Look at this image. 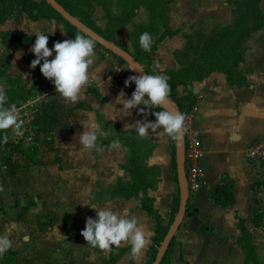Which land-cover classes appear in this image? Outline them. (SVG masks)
<instances>
[{
    "label": "crops",
    "instance_id": "crops-1",
    "mask_svg": "<svg viewBox=\"0 0 264 264\" xmlns=\"http://www.w3.org/2000/svg\"><path fill=\"white\" fill-rule=\"evenodd\" d=\"M82 10L87 9L83 6ZM113 11L118 13L116 9ZM92 17L101 27L105 25L100 8L94 9ZM138 17L136 14L132 22L117 35V39L127 47H130L128 34ZM53 21L57 24L55 32L52 30ZM0 30L12 31L17 36L33 37L27 48L5 49L0 43V63L4 64L0 86L5 88L7 77L15 78L20 75V92L36 83L44 91L39 93L33 90L32 93L41 95L43 101L56 96L64 105L63 121L57 128L58 134L53 141L54 149L48 152L55 154L58 161H52L51 157L45 159L46 155L42 154L40 159L45 164L34 167L40 168L41 174L34 175L33 180L38 182L39 193L44 200L62 202V207L69 198L74 205L73 215L69 218L64 210L54 213L59 221L49 227V237L41 235L44 240L49 238L48 245L42 244L40 240V243L36 241L29 249V252H34L32 255L25 257L18 249L17 257L24 256L23 258L32 260L33 264H145L147 250L154 235V219L141 208L140 197H117L91 202L97 185L108 188L119 177H124L121 169L124 160L122 148L112 149L110 144H97L96 149L84 151L74 137L78 138L79 133L90 122L98 123L97 114L114 126L134 130L125 126L134 124L137 120L155 122L156 118L152 113L158 111L155 108L149 110L145 105L132 109L130 115L120 111L123 106L115 103L116 97L123 91L124 98H130L135 89L130 85L125 87V81L117 74L116 59L112 53H103L96 47L94 50L97 58L90 69V73L93 69L96 70L95 78L85 86L76 103L65 102L56 93L55 86L46 87V84L53 82L42 75L40 65L35 69L31 68V61L36 58L31 51L36 39L34 35L37 32L49 35L48 47L51 49L55 42L70 39L62 23L54 19L31 20L25 13L13 11L0 24ZM259 31L257 32L260 33ZM181 46L180 38H164L151 53L153 63L163 70L166 60L170 63L169 52ZM247 46L244 56V66L249 69L246 85L229 86L221 72H212L202 81L193 83L197 101L190 113L195 132L202 144L200 164L203 172L202 183L196 193L189 197L185 174L182 172L179 176L177 169L174 171L172 168L170 137L162 128L148 130L147 136L151 138L153 149L146 163L161 169L155 188L148 191L153 197L154 207L164 219H168L184 190L195 211L194 215H185L175 231L169 251L170 264H245L244 254L236 243L239 235L236 217L247 219L258 213L264 218L263 172L257 163H251L246 158L247 146L255 139H264V37H251ZM54 57L55 52L49 59ZM133 75L135 74L130 76ZM89 87L95 89L99 96L88 92ZM178 91L182 92V87ZM140 109H144V112ZM175 143L177 146V140ZM229 180L235 184V201L232 206L221 208L211 198V191L216 185ZM104 206H110L114 212L125 216H135L144 227L149 243L138 256L131 255L130 244L113 246L111 251L99 253H95L93 247L87 245L81 235L86 220L89 217L97 218L93 207ZM30 210H37L31 211L32 215L38 212L36 206ZM174 216L176 218L177 213ZM250 230L257 247L255 232L263 233L262 227L250 225ZM119 249H124L119 257L113 263H107L110 256L119 253Z\"/></svg>",
    "mask_w": 264,
    "mask_h": 264
},
{
    "label": "trees",
    "instance_id": "trees-1",
    "mask_svg": "<svg viewBox=\"0 0 264 264\" xmlns=\"http://www.w3.org/2000/svg\"><path fill=\"white\" fill-rule=\"evenodd\" d=\"M65 11L78 19L89 29L99 34L105 40L117 45L129 53L135 61L141 66L145 74L163 75L168 78L167 83L170 86L169 104H171L178 113L185 117L191 112L196 104L193 83L202 81L212 72H221L225 75L226 83L231 87H241L247 84L248 68L243 67L244 56L247 50V42L259 30L264 29V11L261 7V0H234L232 2V20L223 27L216 28L206 32L204 28L196 29L189 34V38L182 49H175L178 62V68L166 69L160 71L155 67L151 53L157 48L158 43L164 38L172 37L177 33L169 25L171 6L176 0H55ZM83 6L87 10L83 11ZM98 7L102 11V18L105 19V25L101 27L92 17L94 9ZM117 10L115 13L113 10ZM147 12L145 21L133 26L129 32L130 47L122 44L117 35L128 24L132 22L134 16L141 10ZM25 13L31 20L54 19L62 23L67 36L74 39L75 35H84L76 26L65 20L47 0H0V24L3 23L6 16L13 12ZM83 11V12H81ZM144 32L152 36L151 51H144L140 47L139 38ZM33 41L29 35L17 36L12 31L0 30V43L5 49H17L19 47L27 48ZM109 51V50H108ZM110 52V51H109ZM120 68L128 65V62L121 56L112 53ZM124 70V69H123ZM125 81L133 73L131 69L123 71ZM2 71L0 69V76ZM5 94L7 100L4 107H8L14 101L27 100L32 91L41 93V88L35 83L24 91L20 92L22 78L20 75L15 78L5 79ZM135 89V84H129ZM182 87V92L178 88ZM88 92L99 94L88 88ZM147 98V97H146ZM82 105H79V107ZM10 107V106H9ZM157 111L164 108H155ZM64 116V105L57 97H51L47 101H41L38 109L33 114L32 125L36 131L48 140H51V134L61 125ZM97 122L101 129L107 130L106 137H99L97 144L108 145L119 140L120 147L124 152V160L121 169L124 171V177H119L115 184L108 188L97 185V190L93 194L91 202H100L112 198H131L140 197L141 208L154 219V235L151 245L147 250L145 264H152L158 249L175 220V214L178 212L179 200H177L174 210L168 219H164L154 207V200L148 193L150 189L155 188L161 175V169L157 166H149L146 163L147 157L151 154L153 143L149 136L140 137L133 129H122L114 126L111 122H106L100 114H97ZM114 129V131L111 130ZM108 129L111 132H108ZM5 133L0 132V163L9 172H15L23 169V163L16 161L13 157L15 153L23 156L25 160L31 161L29 146L22 141H15L12 137V130H7L8 142H3ZM170 137V136H169ZM171 140V158L173 170L177 169V146L175 141ZM186 142L184 143V153ZM36 163V162H35ZM234 181L229 180L216 185L211 191V198L214 203L226 208L234 204ZM190 197V195H189ZM187 197L185 202V215H194L195 211ZM237 228L239 235L236 237V243L244 254L245 264H264L256 245L253 243L252 227H264V218L256 213L251 218H242L237 216ZM183 220V219H182ZM182 222V221H181ZM174 240L171 238L166 251L164 252L159 264H170L169 251ZM95 253L101 252L98 248H93ZM124 249H119V253L110 256L107 263H113ZM17 252L7 250L0 255V264H15ZM26 262H29L27 259ZM33 264V263H31Z\"/></svg>",
    "mask_w": 264,
    "mask_h": 264
},
{
    "label": "clouds",
    "instance_id": "clouds-1",
    "mask_svg": "<svg viewBox=\"0 0 264 264\" xmlns=\"http://www.w3.org/2000/svg\"><path fill=\"white\" fill-rule=\"evenodd\" d=\"M56 28L57 24L53 21V32ZM34 36L36 39L31 51L36 58L31 61V68L35 69L37 65H40L42 75L53 82L56 93H59L65 102L76 103L85 86L95 78L96 70L93 69L90 73L97 58L94 39L86 34H77L74 39L55 42L53 48L50 49L48 47L49 35L37 32ZM152 42L150 33L144 32L140 35L139 43L144 51H151ZM53 52H55V57L49 59L53 56ZM19 57L18 52L17 59ZM41 61H43L42 64ZM167 80L166 76L159 74L130 76L125 81V87L134 83L135 90L127 99L124 98L125 93L121 91L115 103L123 106L120 111L125 115H130L131 110L139 105H145L149 110L164 108L169 102L170 93ZM6 100L5 89L0 86V132L5 133L4 143H7L9 139L7 130L12 129L13 134L19 136L23 124L15 105L4 107ZM140 111L144 112V109ZM152 114L155 115V122L137 120L134 124L125 127L134 128L140 137L146 136L149 129L154 131L162 128L163 132L173 140L180 139L185 121L183 114L171 112L166 108ZM107 135L108 133L101 129L98 123L90 122L85 125V130L79 133L78 138L76 136L74 139L78 140L82 150L91 151L97 148L98 138ZM120 146L119 140H116L111 143L110 148L117 149ZM93 208L97 218H87L85 228L81 232L87 245L101 251H111L113 246L120 247L122 244H130L133 257L138 256L147 247L149 241L145 229L135 216L129 217L114 212L110 206ZM14 227L15 225L9 226L6 234L0 236V255L11 248L12 241L9 236Z\"/></svg>",
    "mask_w": 264,
    "mask_h": 264
},
{
    "label": "rangeland",
    "instance_id": "rangeland-1",
    "mask_svg": "<svg viewBox=\"0 0 264 264\" xmlns=\"http://www.w3.org/2000/svg\"><path fill=\"white\" fill-rule=\"evenodd\" d=\"M233 1L234 0H176L171 6L169 25L172 29L177 30V33L172 37H176V39L180 38L182 41V46L179 49H182L185 46L189 38H195H187L186 36L193 33L196 29L203 27L206 32H209L228 24L232 20L231 11ZM261 7L264 11V0H261ZM137 14L139 17L136 21L134 20L133 25L131 26L132 29L133 26H137L147 18V12L143 9ZM252 37H264V30H261L260 33H254ZM158 44H160V42ZM174 50L175 49L169 52L170 63L166 60L164 69H159L160 71L178 68L180 66L177 54H175ZM169 66H172L173 68H170ZM155 67L157 66L155 65ZM243 67H245L244 63ZM3 68L4 64L0 63L1 71H3ZM123 69H131L136 76H140V71L130 62H128V65H125ZM29 86L30 85L27 87ZM45 86H54V84L48 83ZM42 91H44V89L41 88V92ZM41 101L42 96L34 94L33 92L27 100L14 101L11 105H15L17 110L18 107H22V111L34 114ZM11 105H8V107ZM31 121L32 120L23 121L20 130L21 135L16 136L12 131V137L15 141H22L26 146H29L31 161L25 160L22 155L15 153L13 155L14 159L25 164L23 169H18L15 172L7 171L0 163V236L6 234V229L9 226L15 225L9 236L12 241L11 248L15 249L16 252L19 249L21 254L25 257L34 253L29 252V249L31 250L36 241V243H40V240L42 244H49V238H45L44 240L42 236L49 237L51 231L49 227L59 221V219L54 216V213L59 211L62 212L64 210V213H66L65 215L69 218L73 215L74 210L73 201L69 198L67 203H63V206L61 207L62 202H48L44 200V197L39 193V184L36 181L34 182L33 179L35 177L34 175L41 174V170L40 168L34 167L45 164L44 161L40 159L42 154L46 155L45 159L51 157L52 161H58L55 154L48 153L52 152L54 149L53 141L58 132L56 129L51 134V140H48L47 136L36 131ZM111 130L114 131L113 128H111ZM109 131L110 130L108 129V132ZM22 200L24 202H22ZM34 206L38 208V212L35 215H32L31 211H37L30 210ZM37 230L42 233L39 234ZM262 232L263 233L255 232V235L258 238L255 241L257 243V251L259 255L264 258V227H262ZM24 256H21L20 258L17 257L18 260L16 259L15 264L32 263V260L29 259H27L29 262H26V258H23Z\"/></svg>",
    "mask_w": 264,
    "mask_h": 264
},
{
    "label": "built area",
    "instance_id": "built-area-1",
    "mask_svg": "<svg viewBox=\"0 0 264 264\" xmlns=\"http://www.w3.org/2000/svg\"><path fill=\"white\" fill-rule=\"evenodd\" d=\"M95 47L103 52H109L105 47L94 41ZM118 76L125 81L123 77V69L115 63ZM19 119L22 121L32 120L33 114L22 111V107H18ZM184 143L186 142V150L184 153V174L188 184L189 195H193L199 189L203 172L200 164V156L202 150L201 140L195 132V126L193 122V116L189 113L185 117L183 127ZM246 158L251 163H257L263 172L264 177V139L253 140L246 148Z\"/></svg>",
    "mask_w": 264,
    "mask_h": 264
},
{
    "label": "water",
    "instance_id": "water-1",
    "mask_svg": "<svg viewBox=\"0 0 264 264\" xmlns=\"http://www.w3.org/2000/svg\"><path fill=\"white\" fill-rule=\"evenodd\" d=\"M47 1L51 4L52 8H54L70 24L76 26L80 31H82L87 36L93 38L94 41L99 43L101 46L105 47L110 52L121 56L123 59H125L126 61H128L130 63H134L137 66V68L140 70L141 74L142 75L145 74L143 69L141 68V66L125 50H123L120 47H118L117 45L105 40L99 34L95 33L91 29H89L87 26H85L83 23H81L78 19H76L75 17L70 15L67 11H65L64 8L57 1H55V0H47ZM164 108H166L167 110H169L171 112H177L176 109L170 104H166L164 106ZM183 167H184V137H183V131H182L180 139L177 140V172H178L179 176L181 175L182 172L184 173ZM186 199H187V194L184 190H182L177 216H176L174 222L172 223L169 231L165 235L152 264H159L164 252L167 249V246H168L171 238L175 234V231L177 230L178 226L180 225V223L183 219L184 212H185Z\"/></svg>",
    "mask_w": 264,
    "mask_h": 264
},
{
    "label": "bare ground",
    "instance_id": "bare-ground-1",
    "mask_svg": "<svg viewBox=\"0 0 264 264\" xmlns=\"http://www.w3.org/2000/svg\"><path fill=\"white\" fill-rule=\"evenodd\" d=\"M131 64H132L133 66L135 65L134 63H131ZM135 66H136V65H135ZM136 67H137V66H136ZM137 69H138V68H137ZM138 70H139V69H138ZM139 71H140V70H139ZM139 71H138V72H139ZM140 75H142L141 72H140Z\"/></svg>",
    "mask_w": 264,
    "mask_h": 264
}]
</instances>
